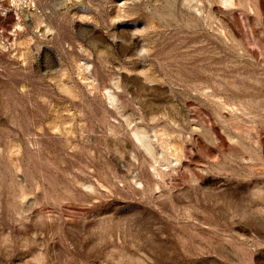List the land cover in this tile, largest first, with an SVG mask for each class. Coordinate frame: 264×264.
<instances>
[{
  "label": "rangeland",
  "instance_id": "374dc122",
  "mask_svg": "<svg viewBox=\"0 0 264 264\" xmlns=\"http://www.w3.org/2000/svg\"><path fill=\"white\" fill-rule=\"evenodd\" d=\"M0 264H264V0H0Z\"/></svg>",
  "mask_w": 264,
  "mask_h": 264
},
{
  "label": "bare ground",
  "instance_id": "6f19581e",
  "mask_svg": "<svg viewBox=\"0 0 264 264\" xmlns=\"http://www.w3.org/2000/svg\"><path fill=\"white\" fill-rule=\"evenodd\" d=\"M144 138V137H143Z\"/></svg>",
  "mask_w": 264,
  "mask_h": 264
}]
</instances>
